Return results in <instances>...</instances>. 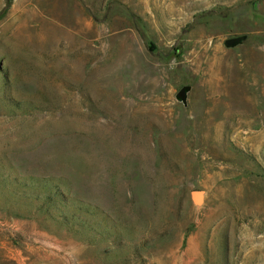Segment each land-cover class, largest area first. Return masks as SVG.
Listing matches in <instances>:
<instances>
[{
  "label": "rangeland",
  "instance_id": "rangeland-1",
  "mask_svg": "<svg viewBox=\"0 0 264 264\" xmlns=\"http://www.w3.org/2000/svg\"><path fill=\"white\" fill-rule=\"evenodd\" d=\"M0 264H264V0H0Z\"/></svg>",
  "mask_w": 264,
  "mask_h": 264
},
{
  "label": "water",
  "instance_id": "water-1",
  "mask_svg": "<svg viewBox=\"0 0 264 264\" xmlns=\"http://www.w3.org/2000/svg\"><path fill=\"white\" fill-rule=\"evenodd\" d=\"M246 38H247L246 36L233 37V38L227 39L224 42V45L227 48H234V47L241 45L246 40ZM190 90H191L190 86H184L179 90V92L176 95V99L179 102L183 103L185 106L187 105L188 94H189ZM191 198H192V201L196 205L202 204L204 201V191H202V190L192 191L191 192Z\"/></svg>",
  "mask_w": 264,
  "mask_h": 264
},
{
  "label": "trees",
  "instance_id": "trees-1",
  "mask_svg": "<svg viewBox=\"0 0 264 264\" xmlns=\"http://www.w3.org/2000/svg\"><path fill=\"white\" fill-rule=\"evenodd\" d=\"M49 179L48 178H44V179H36V185L38 187L39 190H44L43 192L46 193V200H50L52 201V190L55 189L57 191V194L59 195L60 197V203H69V200H67L62 193H59V189L58 187L55 185V186H52V183H49ZM76 204L73 205V210H75L76 212H83V213H86L88 211V205L85 203V202H82V201H77L75 202Z\"/></svg>",
  "mask_w": 264,
  "mask_h": 264
}]
</instances>
